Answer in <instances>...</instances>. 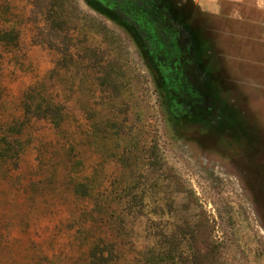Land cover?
Here are the masks:
<instances>
[{
    "label": "rangeland",
    "instance_id": "rangeland-1",
    "mask_svg": "<svg viewBox=\"0 0 264 264\" xmlns=\"http://www.w3.org/2000/svg\"><path fill=\"white\" fill-rule=\"evenodd\" d=\"M133 2L177 49L171 85L87 0H0L18 32L0 43V128L39 81L64 107L58 127L31 117L17 165L0 163V264H93L97 242L107 264H264V4Z\"/></svg>",
    "mask_w": 264,
    "mask_h": 264
},
{
    "label": "trees",
    "instance_id": "trees-1",
    "mask_svg": "<svg viewBox=\"0 0 264 264\" xmlns=\"http://www.w3.org/2000/svg\"><path fill=\"white\" fill-rule=\"evenodd\" d=\"M87 1L132 28L136 34L135 39L147 61L158 72L161 71L162 78L168 85L173 83V76L169 72L163 73L162 68L176 57L177 49L173 43L164 42L163 37L155 32L159 19V12L155 7L147 5L142 11H139L138 5L133 0H105L104 4H100L97 0ZM139 12L144 14V35L140 34L138 29L130 23V21L137 20ZM124 15L129 18H123ZM17 39L18 32L14 28H0V43L13 44ZM60 53L66 54L62 51ZM21 103L23 117L11 120L0 128V163L17 165L19 154L23 149V141L18 135L31 117L47 119L54 127H58L63 119V105L48 96L43 81L29 85L22 93ZM103 246L107 247V244L97 242L92 246L89 254L91 258L95 259L93 264L108 263L107 256H104L103 249H100Z\"/></svg>",
    "mask_w": 264,
    "mask_h": 264
},
{
    "label": "flooded vegetation",
    "instance_id": "flooded-vegetation-1",
    "mask_svg": "<svg viewBox=\"0 0 264 264\" xmlns=\"http://www.w3.org/2000/svg\"><path fill=\"white\" fill-rule=\"evenodd\" d=\"M139 11L141 10L142 11V9H144V6H140V5H138V8H137ZM137 20L139 21V22H141V26L143 27L144 26V14L143 13H140L139 12V14H138V16H137ZM138 26H140V23H139V25ZM155 32L156 33H160V34H163L164 32L162 31V30H155ZM166 41V40H165ZM179 65H180V61L178 60V59H176V58H174L171 62H170V69H173V70H177L178 69V67H179ZM178 72V71H177ZM185 83V82H184ZM184 86L181 84V83H177L176 84V92L180 95V96H183V98L184 97H186V95H184ZM196 89V88H195ZM197 90V89H196ZM187 96H189V95H187ZM190 99L191 100H193V101H195V103L196 104H199V105H201V106H208L209 105V101L208 100H206V99H204V97L203 96H200L199 94H194L193 96L191 95L190 96ZM218 114H219V111H218ZM221 115H218V116H216L215 117V119H219V117H220Z\"/></svg>",
    "mask_w": 264,
    "mask_h": 264
},
{
    "label": "crops",
    "instance_id": "crops-1",
    "mask_svg": "<svg viewBox=\"0 0 264 264\" xmlns=\"http://www.w3.org/2000/svg\"><path fill=\"white\" fill-rule=\"evenodd\" d=\"M224 1H231L235 4H238L239 1L241 0H224ZM199 5H201L202 9L209 11L211 13H216L220 7V4L217 2L215 3H205V2H198ZM258 3H260V5H262L261 3L264 4V0H258Z\"/></svg>",
    "mask_w": 264,
    "mask_h": 264
}]
</instances>
